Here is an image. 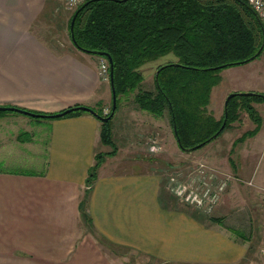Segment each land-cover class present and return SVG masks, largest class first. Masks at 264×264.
Listing matches in <instances>:
<instances>
[{
	"label": "crops",
	"instance_id": "1",
	"mask_svg": "<svg viewBox=\"0 0 264 264\" xmlns=\"http://www.w3.org/2000/svg\"><path fill=\"white\" fill-rule=\"evenodd\" d=\"M70 16L64 0H0V106L45 114L75 105H102L104 112L111 106L110 81L99 73L101 57L72 44ZM258 58L222 70L212 94L224 85V70L234 80L217 103L211 99L209 107L218 118L220 99L225 111L229 93L264 94V58ZM172 59L169 55L143 66L142 88L154 89L157 67ZM124 99L133 101L130 109L121 102L116 114L118 152L105 157L88 192L89 170L97 152L106 147L100 137L101 121L89 112L47 118L43 170L0 168V264H110L111 255L121 248L157 264L241 262L245 250L222 221L173 200L160 160H143L141 152L149 151L153 127L163 117L154 119L140 109L134 94ZM253 104L257 109L263 103ZM260 116L259 132L246 140L250 141L243 150L246 155L253 152L264 129V114ZM138 120L147 129L135 135L132 125ZM120 136L145 148L122 157ZM208 160L218 162L216 156Z\"/></svg>",
	"mask_w": 264,
	"mask_h": 264
},
{
	"label": "trees",
	"instance_id": "2",
	"mask_svg": "<svg viewBox=\"0 0 264 264\" xmlns=\"http://www.w3.org/2000/svg\"><path fill=\"white\" fill-rule=\"evenodd\" d=\"M78 8L76 44L71 37L72 44L96 56L112 57L117 94L114 116L100 120L101 142L112 150L97 152L86 179L87 192L105 157L118 152L114 118L122 99L132 94L140 109L158 118L168 115L183 150L198 144L203 147L220 137L240 121L244 111L256 126L236 138L234 146L259 132L262 118L253 103L264 100L262 93L236 94L228 102L227 116L224 111L220 118L209 108L222 70L251 61L262 45L257 57L264 53V24L246 0H88ZM169 55L173 59L157 67L154 89H143V66ZM94 109L109 116L112 102L106 114L102 105Z\"/></svg>",
	"mask_w": 264,
	"mask_h": 264
},
{
	"label": "rangeland",
	"instance_id": "3",
	"mask_svg": "<svg viewBox=\"0 0 264 264\" xmlns=\"http://www.w3.org/2000/svg\"><path fill=\"white\" fill-rule=\"evenodd\" d=\"M260 58L262 59L264 56ZM258 59L251 64H257ZM247 64L243 63L236 66H246ZM240 68L246 70L248 67ZM223 72H225L226 81L224 85L214 89L211 98L213 104L218 102L217 98L232 85L234 80L231 81V77L228 75L229 71L224 70ZM258 79L250 80L247 78L245 81L253 82ZM242 92L251 91H239L237 93ZM132 101L122 99L121 102L125 106L128 105L130 109ZM220 101L222 104L220 109L217 108V112L221 117L224 111V103L222 102L223 99ZM261 102L263 104L257 105V112L263 115L264 100ZM110 107L106 111L109 112ZM151 116L154 119L157 118L152 114ZM116 119L117 116H115L114 122ZM158 120L160 125L153 127L155 133H153V137L150 136L154 142L149 147V151L141 152L145 156L143 160L146 159L147 162L152 159L160 160L159 164L164 176L169 179L175 177L179 186H184L185 183L186 192L182 197L172 190L174 184L167 187L176 202L183 201V197L187 196L189 191L192 192V196L202 197V194L208 191L205 187H210L211 190L208 191L209 196L206 199L207 206L201 209L202 212L209 218L215 216V219L222 220L221 223L225 231L243 246L245 256L239 264H264V140L262 141L264 129L250 155H246V152L243 151L250 142L249 140L234 146L236 138L256 126V123L244 111L240 121H237L220 137L203 147L187 151L179 146L168 115ZM48 122L49 119L47 118L34 117L15 111L0 113V168L43 170L47 164L46 143L48 136L45 127ZM142 128L147 129L146 126L141 125L139 120L135 125H132V131L135 135L142 132ZM29 138L34 139L30 144L22 140ZM133 138L138 140V137ZM131 141L126 142L125 138L120 136L118 142L123 146L121 148L122 157L125 155L130 157L137 149L145 148L141 145L136 147ZM104 150L100 152H108L112 148L106 146ZM209 156L217 157L216 165L218 167L213 161L208 160ZM166 173L169 174L165 175ZM190 203L193 202L189 201L188 204ZM191 205L194 207L196 204ZM116 250L115 254L111 255L110 264H157L145 257L130 253L127 249Z\"/></svg>",
	"mask_w": 264,
	"mask_h": 264
},
{
	"label": "water",
	"instance_id": "4",
	"mask_svg": "<svg viewBox=\"0 0 264 264\" xmlns=\"http://www.w3.org/2000/svg\"><path fill=\"white\" fill-rule=\"evenodd\" d=\"M80 9L81 8H78L76 10V12L74 14V17H73V19L71 21V25H70L71 37H72V40H73V42L75 44H76V41H75V37H74V24H75L76 16H77L78 12L80 11ZM262 49H263V45L258 50V52L254 56L251 57V60L255 59L261 53ZM84 51L90 53V50H86L85 49ZM99 55L107 57V59L109 61V64H110V84H111V90H112V110H111V114L109 116L100 115L94 108H92L90 106H87V105L71 106V107L66 108L65 110H63L61 112H58V113H55V114L39 113V112L30 111V110H27V109H24V108L16 107V106H5V105L0 106V111H15V112H18V113H22V114H26V115H30V116H34V117H41V118H56V117L65 116V115H67V114H69L71 112H74V111L81 110V111H85V112L91 113L92 115H94L95 117H97L101 121L106 122V121L110 120L114 116V114L116 112V109H117V94H116V89H115V85H114L113 59H112V57L109 54H99ZM158 72L159 71H157V73ZM236 94L248 96V95H255L257 93L256 92H242V93L232 92V93H230L227 96L226 100H225V114H226V116H227V113H228V111H227L228 102ZM226 121H227V119L225 118V120H224V122L222 124L221 130L225 127ZM174 128H175V132H176V127H174ZM216 135L217 134H215V136ZM178 142L180 143V139H178ZM180 145H181V143H180ZM200 146L201 145L198 144V145H195V146H192V147H189V148H185V150L193 151V150L199 148Z\"/></svg>",
	"mask_w": 264,
	"mask_h": 264
},
{
	"label": "built area",
	"instance_id": "5",
	"mask_svg": "<svg viewBox=\"0 0 264 264\" xmlns=\"http://www.w3.org/2000/svg\"><path fill=\"white\" fill-rule=\"evenodd\" d=\"M88 0H64V7L66 10L70 11L71 13L74 12L80 5H82L83 3H85ZM247 3L251 6V8L258 14V16L260 17L261 21L264 24V0H246ZM99 73L101 75V77L105 80H110V64L109 61L106 57H101L100 59V65H99ZM105 114L108 113V111L104 112ZM170 183L171 185L174 184L172 190L176 192V194L178 196H183L185 194V190H186V186L184 183V186L178 184V182H176L175 177H171L170 178ZM178 185V186H177ZM208 189V191L210 192V187H205ZM206 191L202 194V197H196V196H192V192L189 191V194L185 197H183V201L181 202H185V203H189V201H192L194 203V205L200 209H203L204 207L206 208L207 206V200L208 196H209V192ZM190 203V204H193ZM211 207V206H210Z\"/></svg>",
	"mask_w": 264,
	"mask_h": 264
}]
</instances>
